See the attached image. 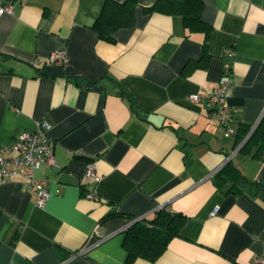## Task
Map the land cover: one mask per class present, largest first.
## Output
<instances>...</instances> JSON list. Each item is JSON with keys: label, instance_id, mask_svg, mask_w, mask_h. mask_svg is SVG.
<instances>
[{"label": "crops", "instance_id": "crops-1", "mask_svg": "<svg viewBox=\"0 0 264 264\" xmlns=\"http://www.w3.org/2000/svg\"><path fill=\"white\" fill-rule=\"evenodd\" d=\"M153 1L138 0L134 23L107 41L93 28L105 0H1L12 12L0 14V146L44 122L57 165L35 170L47 181L42 206L20 176L0 182V264H128L132 220L104 216L158 206L185 216L179 234L154 261L129 264H251L264 249V196L214 177L230 161L264 181V152L236 141L264 115V0H202L206 33L145 13ZM59 49L63 64L46 63ZM188 61L197 65L185 73ZM224 63L228 134L205 102Z\"/></svg>", "mask_w": 264, "mask_h": 264}, {"label": "trees", "instance_id": "trees-1", "mask_svg": "<svg viewBox=\"0 0 264 264\" xmlns=\"http://www.w3.org/2000/svg\"><path fill=\"white\" fill-rule=\"evenodd\" d=\"M138 0H105L99 16L93 24L99 37L113 41V33L121 28L131 26L135 20V8ZM202 0H154L150 5L143 6L145 13L159 12L163 14H178L182 16L187 31L207 32L209 24L201 18ZM202 57L207 51L203 47ZM197 65L196 61H188L183 72H189ZM250 125L241 126L237 132L236 141L241 145L239 150L252 157L264 152V115L249 132ZM215 181L226 191L247 189L249 192L264 196V181H253L245 177L230 161L226 162L215 174ZM114 215H125L131 220L135 217L119 211L109 212L104 218ZM185 216L180 212H172L164 206L157 208L152 214L133 221L123 230L122 245L126 251V262L129 264L136 258L154 261L166 248L171 238L179 234Z\"/></svg>", "mask_w": 264, "mask_h": 264}, {"label": "built area", "instance_id": "built-area-1", "mask_svg": "<svg viewBox=\"0 0 264 264\" xmlns=\"http://www.w3.org/2000/svg\"><path fill=\"white\" fill-rule=\"evenodd\" d=\"M12 3H2L0 0V14L11 13ZM65 60L64 50H53L46 57V63L62 65ZM230 65L223 64L224 75L217 86L205 97L206 105L212 108V115L219 119L222 125L228 126L230 113L225 106V99L228 94L231 82ZM197 93H190L188 98L193 101L200 99ZM48 125L38 122L35 129L23 130L10 142L0 146V182L20 176L27 189L34 194V204L42 206L48 198L46 179L35 176V170L43 165H57L52 152V141L47 134ZM226 134L232 130L227 127ZM84 175L95 183L98 176L94 165L88 162L85 166ZM92 197L95 194L89 193ZM161 206H158L159 208ZM156 208V209H157ZM144 216L137 217L142 219ZM251 264H264V249L255 253Z\"/></svg>", "mask_w": 264, "mask_h": 264}, {"label": "water", "instance_id": "water-1", "mask_svg": "<svg viewBox=\"0 0 264 264\" xmlns=\"http://www.w3.org/2000/svg\"><path fill=\"white\" fill-rule=\"evenodd\" d=\"M137 220H139V218H135L134 220H132L130 223H132L133 221H137Z\"/></svg>", "mask_w": 264, "mask_h": 264}]
</instances>
